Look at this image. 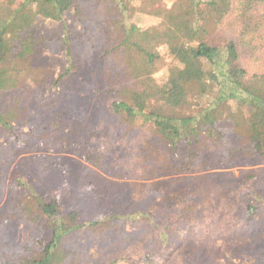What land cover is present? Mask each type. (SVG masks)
I'll use <instances>...</instances> for the list:
<instances>
[{
	"label": "trees",
	"instance_id": "trees-1",
	"mask_svg": "<svg viewBox=\"0 0 264 264\" xmlns=\"http://www.w3.org/2000/svg\"><path fill=\"white\" fill-rule=\"evenodd\" d=\"M137 1L0 0V92L17 94L16 101L25 106L26 113L36 120L40 118L39 136H31L35 142L41 140V133L47 140L51 133L67 127L78 135L87 118L83 120L77 116L92 118L96 111L89 100H107L104 112L123 128L121 136L127 141L131 134L142 137L140 160L150 159L152 150L157 149L159 143L166 151L167 159L156 169L136 170L138 163L126 162L125 156L129 160L133 153L127 148V141L96 148L80 146L82 152L77 150V153L97 170L121 179L127 171L132 178L133 174L138 177L142 173H147L146 177L140 178L146 179L165 176L169 183L174 181L167 179L170 175L191 176V186H184L177 192L168 191L167 187L165 199L177 206L180 221L192 222L198 216L199 205L189 201V195L195 196L198 192L194 187L199 184V160L206 157L207 142L219 146L230 133L249 143L251 152L264 157V131L259 132V127L264 124V67L258 72H250L240 54L244 41L225 36L223 31L217 34L219 27L225 28L229 23L227 18L232 15L233 22L239 21L243 31L250 29V23L254 22L252 7L255 0H190L191 9L181 28L171 31L163 43L165 56L142 46L143 30L133 22L138 12ZM236 12L238 15L234 17ZM67 14L76 19L81 28L80 51L76 56L72 53L71 40L64 34L60 39L64 55L58 57L54 40L39 26L42 23L61 24ZM21 38V49L14 50L10 58L9 49ZM93 52L102 59L98 67L90 57ZM47 53L55 55L56 63L63 68L55 79L49 64L44 61ZM79 67L80 83L92 93L84 96L86 101L79 105L77 119L73 120L69 112L57 108L42 120L38 110L32 108L37 99L34 90L50 83L53 86L59 84ZM162 70H165L164 76L159 80L156 75ZM185 94L191 98L188 111L180 109L178 104ZM28 99L32 102L26 104ZM0 126L8 130L12 141H18L1 116ZM33 143L31 147H34ZM15 157L9 145L0 144V188ZM37 159L39 156L34 155L23 160L28 161V171L46 170L45 165L37 167ZM119 165L123 171L120 174ZM14 181L26 192L16 199L11 217L32 225L40 234H48V243L40 260L24 258L16 249L14 259L2 256L0 264H74L72 255L65 252V241L86 227L79 221L77 213L65 211L55 199L36 194L25 179L16 177ZM256 201L261 202L260 199ZM254 211L252 208L251 213ZM122 219L126 218L113 216L101 223L115 228ZM101 223H92L87 228H95ZM164 242L169 244L170 241ZM176 242L166 246V250H160L161 242L154 243L145 262L135 254L122 259L126 264H167L168 261L184 264L186 259L178 256L179 250H175ZM158 249L162 263L153 259ZM191 251L192 245L187 246L183 249L186 254H183L189 256Z\"/></svg>",
	"mask_w": 264,
	"mask_h": 264
},
{
	"label": "rangeland",
	"instance_id": "rangeland-1",
	"mask_svg": "<svg viewBox=\"0 0 264 264\" xmlns=\"http://www.w3.org/2000/svg\"><path fill=\"white\" fill-rule=\"evenodd\" d=\"M136 5L138 12L133 22L143 30L142 46L165 56L163 43L171 31L181 28L191 9L190 0H138ZM252 9L254 22L250 23V29L243 31L239 21L233 22L232 15L227 18L229 23L225 28L219 27L217 34L223 31L225 36L244 41L240 50L242 61L250 72H258L264 67V0H255ZM39 28L54 40L58 57L64 55L60 40L64 34L71 40L72 53L75 55L80 51L78 40L82 31L70 14L61 24L42 23ZM21 43L22 38L9 49L10 58L14 50L21 49ZM44 56L55 79L63 68L56 63L55 55L47 53ZM90 57L97 62L96 67L102 64L98 53L93 52ZM164 72L156 75L159 80ZM81 75L79 67L57 85L50 83L36 88L37 99L32 107L38 110L42 120L57 108L69 112L73 120L87 118L78 135L67 127L51 133L47 140L41 133L39 143L33 141L31 136H39L37 125L40 118L36 120L26 113L25 106L16 101L17 94L0 92V116L11 127L13 138L18 140L12 141L8 130L0 126V144L9 145L11 153L16 154L0 188V258L9 256L14 259L15 250L19 249L24 258L40 260L48 243V234H40L32 225L11 217L16 199L26 192L16 186L14 179L19 177L25 179L36 194L55 199L65 211L76 212L79 221L86 226L65 241V252L72 255L74 264H126L122 258L133 254L145 262L146 255L155 247L154 243L161 242L160 250H166V246H172L174 241H177L175 250H179L178 256L186 259L184 264H264V157L251 152L249 143L230 133L219 146L207 142L206 157L199 160V184L194 187L198 192L195 196L189 195V201L199 205L198 216L192 222L180 221L179 209L166 201L165 192L167 187L168 191L177 192L184 186H191V176L170 175L167 179L174 181L169 183L165 176L146 179L140 178L146 177L147 173H142L138 177L133 174L132 178L127 171L122 173L121 179L97 170L77 153V150L81 151L80 146L96 148L127 141L120 134L123 128L104 112L107 100L91 98L89 101L96 110L93 117L77 116L79 105L86 101L84 96L92 93L80 83ZM29 102L32 101L28 99L26 104ZM178 104L180 109L188 111L191 108L189 94L180 98ZM263 131L264 124L259 127V132ZM142 141V137L131 134L125 142L133 152L129 160L125 156L127 164L138 163L136 170L141 172L144 168L152 170L161 166L168 157L162 144L152 150L150 159L142 161ZM34 155L39 156L37 167L47 166L45 171H28V161L23 160ZM225 156L230 157L224 159ZM119 168L118 174L123 172L122 166ZM252 208H255L253 213ZM113 216L126 219L115 228L103 226L101 222ZM92 223L101 225L87 228ZM167 239L169 244L164 242ZM191 245V254L185 256L183 249ZM159 253L158 249L153 257L157 262L162 261ZM167 264H173V261Z\"/></svg>",
	"mask_w": 264,
	"mask_h": 264
}]
</instances>
